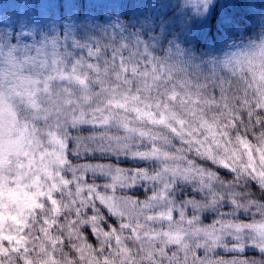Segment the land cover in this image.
I'll list each match as a JSON object with an SVG mask.
<instances>
[{
    "label": "clouds",
    "instance_id": "obj_1",
    "mask_svg": "<svg viewBox=\"0 0 264 264\" xmlns=\"http://www.w3.org/2000/svg\"><path fill=\"white\" fill-rule=\"evenodd\" d=\"M8 2L0 264H264V0Z\"/></svg>",
    "mask_w": 264,
    "mask_h": 264
},
{
    "label": "rangeland",
    "instance_id": "obj_2",
    "mask_svg": "<svg viewBox=\"0 0 264 264\" xmlns=\"http://www.w3.org/2000/svg\"><path fill=\"white\" fill-rule=\"evenodd\" d=\"M25 3H27V7L24 6ZM3 7L13 16H29L32 18H36L37 16L44 17L49 13L60 16L64 13H71L74 9L82 15L87 16L90 14V10H96L95 7L81 9L72 3H68L65 6H58L54 0H9L8 3L3 4Z\"/></svg>",
    "mask_w": 264,
    "mask_h": 264
},
{
    "label": "trees",
    "instance_id": "obj_3",
    "mask_svg": "<svg viewBox=\"0 0 264 264\" xmlns=\"http://www.w3.org/2000/svg\"><path fill=\"white\" fill-rule=\"evenodd\" d=\"M54 1H55V4L58 6H65L68 3H72V4L79 6L81 9H85L87 7H95L97 12H99V10L104 7V5H102V4L90 3V2H87V0H54ZM256 10H258V6H257V8H254V9H248L247 7H245V8H242L239 11V13H237V15L247 16L249 11L254 12ZM231 14L232 13H230V12H225L223 9H220L218 12L216 10H213L212 11V18H213V21L215 23V22L222 21L226 16L231 15Z\"/></svg>",
    "mask_w": 264,
    "mask_h": 264
}]
</instances>
